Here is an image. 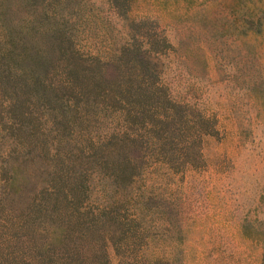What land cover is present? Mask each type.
<instances>
[{"label": "rangeland", "instance_id": "1", "mask_svg": "<svg viewBox=\"0 0 264 264\" xmlns=\"http://www.w3.org/2000/svg\"><path fill=\"white\" fill-rule=\"evenodd\" d=\"M8 32L0 264H264V0H0Z\"/></svg>", "mask_w": 264, "mask_h": 264}, {"label": "trees", "instance_id": "2", "mask_svg": "<svg viewBox=\"0 0 264 264\" xmlns=\"http://www.w3.org/2000/svg\"><path fill=\"white\" fill-rule=\"evenodd\" d=\"M7 39H8V44L3 47L0 44V81L3 82L6 73H15L18 75L17 71L12 70V67H14L17 64L18 59L26 56L27 58H29L30 60L33 61V63L38 59V56L36 54L31 53V46L28 45H21V47H19V50H17L15 48V43H17V37L15 34L13 33H9L7 35ZM63 41V39L60 40V43ZM76 67V68H75ZM31 68V65L29 66V70ZM78 66L77 64L74 65L73 69L71 67V64H69V68L68 69V75L70 78V81L73 80V74L72 71L75 73L76 71H78ZM12 77H14L13 75H11ZM100 82V80H98ZM108 89V88H107Z\"/></svg>", "mask_w": 264, "mask_h": 264}]
</instances>
